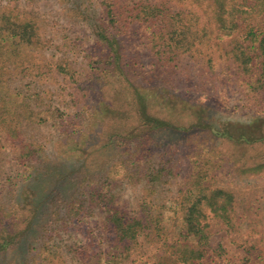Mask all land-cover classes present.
Returning <instances> with one entry per match:
<instances>
[{
	"label": "rangeland",
	"instance_id": "374dc122",
	"mask_svg": "<svg viewBox=\"0 0 264 264\" xmlns=\"http://www.w3.org/2000/svg\"><path fill=\"white\" fill-rule=\"evenodd\" d=\"M100 1L0 0V12L8 10L18 19L33 23L31 42L0 38V69L4 75L0 108L15 112L20 123L15 139L35 149L30 162H25L30 167L28 171L19 164V143L7 140L10 137L5 132L0 133L1 220L6 225L21 215L27 226L16 244L0 253V264H80V252L98 253L102 262L105 260L106 244L95 246L90 240L94 234L103 235L101 218L96 217L89 226L71 223L65 217L63 200L80 186L78 181L83 177L79 151L83 139L97 143L126 124L137 131L139 105L133 103V88L149 90L147 108L160 118L169 120L171 115L179 114L172 107L171 99L176 98L189 106H202L205 115L201 122L206 126L231 124L239 130L254 120L264 126V93L251 91L250 81L227 58L228 38L220 44L221 48L213 40L207 47L168 61L157 58L150 50L149 36L154 27L128 25L124 33L115 36L122 68L128 74L124 79L102 75L103 66L96 59L105 55L96 44L93 31L95 17L101 11ZM117 2L119 13L124 15L132 6L145 3L163 4L170 12L189 10L197 15L200 24L206 22L209 13L203 0ZM236 2L253 4V0ZM253 26L255 32L264 34V17ZM58 65L67 67L73 77L60 74ZM26 108L33 113V121L26 118ZM188 114L180 117L185 122L184 130L164 129L149 135L155 140L153 156L169 161L174 169V176L155 187L152 196L166 207V232L173 234L174 222L180 216L176 214L175 200L189 187L197 192V173L203 169L200 187L220 188L234 197L232 228L212 216L206 220L211 262L264 264V143L237 146L214 138L206 130H199L196 123L190 125ZM104 161L100 155L94 156L93 169L102 167ZM52 164L63 165L65 172L72 173L68 183H55L45 174ZM103 173H95V181ZM29 175L32 177L27 179ZM69 183L74 188L67 191ZM144 187V183L121 185V201L129 213L144 198ZM51 197H58L55 204ZM51 205H59L57 216L49 215ZM31 211H41L45 216L37 222ZM218 246L223 250H218ZM154 254L155 245L142 237L140 246L132 249L122 264H152Z\"/></svg>",
	"mask_w": 264,
	"mask_h": 264
},
{
	"label": "trees",
	"instance_id": "16d2710c",
	"mask_svg": "<svg viewBox=\"0 0 264 264\" xmlns=\"http://www.w3.org/2000/svg\"><path fill=\"white\" fill-rule=\"evenodd\" d=\"M203 1L209 13L206 22L200 24L197 15L189 10L170 12L163 4L145 3L132 6L125 11L126 15H124L119 13L117 0H101L99 3L101 11L95 17L93 31L96 35V44L101 49L100 52L105 55L103 58L96 59V62H100L103 66L102 75L125 78L128 72L122 68V55L115 36L124 33L128 25L149 24V28L154 27L149 36L150 50L162 60L173 61L179 54H191L198 51L199 47H207L213 40H216V45L221 48L220 44L225 39H230L229 48L226 51L227 58L236 65L241 75L250 81L251 91L263 94L264 34L255 32L253 23L264 17V0H253L251 6L244 2L237 3L236 0ZM3 36L9 40L19 39L25 43L31 42L34 36L33 23L27 19H18L8 10H4L0 12V38H4ZM66 68L58 65L56 70L72 78L73 73ZM3 77L0 69V95L4 93ZM133 91V103L135 106L139 105L136 126L137 131L140 132L139 135L136 134L137 131H134L133 125L126 124L127 127L118 126L107 139H99L97 143L91 139H83L79 149L83 158V177L78 181L80 186L76 188V184V189L63 200L65 217L71 223L80 225L84 223V226H89L99 217L102 220L103 235L94 234L90 240L95 246L106 244V258L102 262L98 253L80 252L78 255L80 264H122L130 257L131 250L140 246L142 237L155 245L152 264H218L210 260L206 220L212 216L227 228L234 226L232 193L220 188L210 190L200 187L198 181L201 180L204 172L203 169H199L198 181L194 185L197 192L194 193L193 188L189 187L174 202L176 214L179 213L180 216L174 222L173 234H168L163 223L166 207L162 203L155 202L152 196L155 195V187L174 176V169L169 161L153 156L155 140L150 139L149 135L164 129L184 130L185 122L180 117L185 113H189L187 119H190V125L196 123L199 130H206L214 138L226 140L237 146L264 143V126L259 120H254L239 130L231 124L206 126L204 121L201 122L205 115L202 106L199 104L189 106L176 98L171 99L174 102L172 107L177 108L179 114L175 117L171 115L169 120L166 117L160 118L150 114L147 108V100L150 98L149 90L136 87ZM26 109L24 110L27 114H25L26 118L33 121L31 119L33 113ZM16 117L15 112L0 108V133L5 132L10 137L7 140L15 144L19 143L21 146L19 164L26 166L25 162H30L35 149L23 143L21 139H15L18 134L17 126L20 124ZM108 117L113 118V115ZM39 120L43 122L45 119ZM197 122H199L198 125ZM129 145L133 147L130 148ZM1 148L0 139V150ZM98 155L105 161L102 167L93 169L94 156ZM137 158L140 160L138 161ZM113 159L116 160L111 164ZM63 167V165L52 164L45 174L47 173L55 183L58 180L60 181L58 183L67 182L72 173L65 172ZM25 168L30 171V167ZM97 172L104 173L100 180L95 181ZM62 176L63 180H60ZM31 177L32 175H29L27 179ZM85 182L87 186H83ZM124 182L144 183L145 186L146 194L142 200L138 201L137 209L132 213L123 208L121 201L119 189ZM66 188L68 191L74 186L69 183ZM53 199L54 197H51L50 201ZM55 199L52 204H55ZM51 206L55 207V205ZM53 207L50 208L49 215L57 216L59 205ZM1 210L0 206L2 235L0 236V253H6L17 243L21 232L27 226L24 222L25 218L21 215L13 222L4 225V221L1 220ZM35 213L30 212L34 218L36 217L37 222L45 216L41 211ZM29 246L26 245L27 248ZM218 250L222 251L223 248L218 246Z\"/></svg>",
	"mask_w": 264,
	"mask_h": 264
}]
</instances>
